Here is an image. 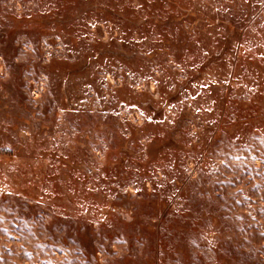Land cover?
<instances>
[{"label":"rangeland","instance_id":"374dc122","mask_svg":"<svg viewBox=\"0 0 264 264\" xmlns=\"http://www.w3.org/2000/svg\"><path fill=\"white\" fill-rule=\"evenodd\" d=\"M0 264H264V0H0Z\"/></svg>","mask_w":264,"mask_h":264}]
</instances>
